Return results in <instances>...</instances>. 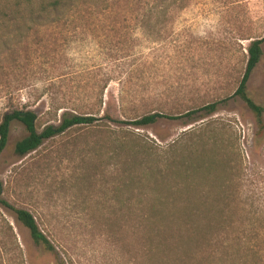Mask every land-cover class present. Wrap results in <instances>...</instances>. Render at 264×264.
Wrapping results in <instances>:
<instances>
[{
    "label": "rangeland",
    "instance_id": "obj_1",
    "mask_svg": "<svg viewBox=\"0 0 264 264\" xmlns=\"http://www.w3.org/2000/svg\"><path fill=\"white\" fill-rule=\"evenodd\" d=\"M94 1L0 0V122L14 109L33 111L38 132L62 113L103 117L25 156L14 145L26 132L12 122L0 154V196L30 212L55 246L59 240L67 264H147L141 218L152 191L163 193L168 183L150 176L146 182L145 148L163 156L171 145L210 136L204 125L222 119L238 153L233 158L250 173L244 182L264 187V129L257 133L240 98L209 115L184 116L235 91L249 42L264 37V0H186L158 33L139 27L145 1L108 0L106 10ZM260 47L246 93L264 108V41ZM155 112L179 117L131 123ZM15 245L22 264H56L0 205V259L5 250L13 264Z\"/></svg>",
    "mask_w": 264,
    "mask_h": 264
},
{
    "label": "trees",
    "instance_id": "obj_2",
    "mask_svg": "<svg viewBox=\"0 0 264 264\" xmlns=\"http://www.w3.org/2000/svg\"><path fill=\"white\" fill-rule=\"evenodd\" d=\"M101 1L106 4L108 0ZM143 1L148 6L140 18L139 27L150 33H158L156 26L169 18L171 10L186 5V0ZM102 8L106 10L108 5ZM17 13L22 14L20 10ZM263 41L264 37L249 42L245 70L232 95L189 110L184 116L212 114L218 105L236 96L253 113L257 133H261L264 108L247 95L246 82L260 59ZM178 117L155 112L131 123L145 126L161 118ZM102 118L93 114L62 113L56 125H47L38 132L35 126L37 116L33 111L11 110L0 122V154L6 146L12 122L20 123L26 132L14 145V153L25 156L46 140L74 127L95 126ZM106 118L110 117L106 115ZM205 127L212 129L210 136H201L178 149L175 148L177 143L171 145L163 156L157 155L151 147L143 148L146 159L143 164L148 175L146 182L150 176L152 181L168 183L165 192L155 194L152 191L151 200L146 204L149 213L141 218L143 258L147 264H225V260L232 261L231 264H264V187H259L253 180L247 185L244 182L250 180V173L242 170L233 158L238 153L233 141L225 137L228 124L222 119L211 120ZM0 205L14 212L16 219L27 228L33 243L51 252L56 264H67L59 254L64 250L63 245L58 240L55 246L30 212L12 207L1 196ZM15 246L13 264L16 261V264H22L20 248ZM1 252L4 258L7 257L8 252ZM4 258L1 257L0 264H11L8 258Z\"/></svg>",
    "mask_w": 264,
    "mask_h": 264
}]
</instances>
